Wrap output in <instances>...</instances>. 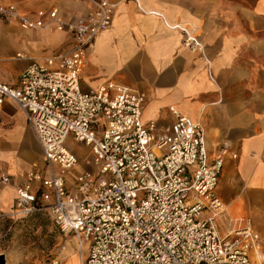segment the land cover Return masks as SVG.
Returning <instances> with one entry per match:
<instances>
[{
  "label": "built area",
  "instance_id": "obj_1",
  "mask_svg": "<svg viewBox=\"0 0 264 264\" xmlns=\"http://www.w3.org/2000/svg\"><path fill=\"white\" fill-rule=\"evenodd\" d=\"M88 1L90 12L74 21L63 20L56 8L44 19L0 4V17L22 30L72 35L61 51L17 53L29 64L16 85L0 78V109L5 99L17 105L42 157V166L15 185L12 209L0 219L46 211L58 230L89 242L81 264H264L251 258L259 234L248 218L223 234L216 222L221 203L215 187L225 157L237 156L229 141L211 159L204 127L175 107L169 108L173 130H160L153 119H142L146 98L129 86L107 80L81 89L89 43L110 25L117 5ZM171 27L183 33L185 47L200 52L211 77L201 40L185 27ZM69 143L83 145L87 154L79 159ZM10 182L0 172V186Z\"/></svg>",
  "mask_w": 264,
  "mask_h": 264
},
{
  "label": "crops",
  "instance_id": "obj_2",
  "mask_svg": "<svg viewBox=\"0 0 264 264\" xmlns=\"http://www.w3.org/2000/svg\"><path fill=\"white\" fill-rule=\"evenodd\" d=\"M113 1L117 5L110 25L87 48L81 89L107 80L129 86L146 98L142 119H153L160 130H173L175 117L169 108L175 107L204 127L211 159L222 141H229L237 156L225 157L215 187L221 203L216 222L223 234L243 226L248 218L259 234L251 258L264 263V0ZM3 3L44 19L56 8L65 21L85 17L92 9L88 0H0ZM173 25L201 40L211 77L200 52L185 47L183 33ZM4 41L16 43L14 53L6 51ZM71 42L66 30H22L15 21L0 17V63L10 70L8 75L0 73L1 80L18 83L29 60L17 58V53L45 55L64 50ZM41 166L40 147L22 111L5 99L0 109V172L11 182L0 186V212L12 209L14 187L27 171ZM33 215L0 219V233L4 224L12 227ZM65 234L67 248L60 256L68 257L59 264H81L76 239ZM81 249L85 258L89 242ZM55 260L59 262V257Z\"/></svg>",
  "mask_w": 264,
  "mask_h": 264
},
{
  "label": "rangeland",
  "instance_id": "obj_3",
  "mask_svg": "<svg viewBox=\"0 0 264 264\" xmlns=\"http://www.w3.org/2000/svg\"><path fill=\"white\" fill-rule=\"evenodd\" d=\"M4 45L9 53H14L17 49V45L13 41H4ZM9 71L7 65L0 63L1 74L8 75ZM69 146L79 159L87 154V148L81 144L69 143ZM9 226L10 224H4L1 228L6 230ZM66 237L68 236L52 223L47 212L42 211L35 213L26 221L15 223L11 227V231L0 241V253L5 254L8 264H49L57 256L59 257V264L68 257L67 255L60 256V251L67 248ZM76 247L75 250H77ZM81 252L83 253L82 249L79 250L82 260L84 256ZM255 261L257 262V259Z\"/></svg>",
  "mask_w": 264,
  "mask_h": 264
},
{
  "label": "water",
  "instance_id": "obj_4",
  "mask_svg": "<svg viewBox=\"0 0 264 264\" xmlns=\"http://www.w3.org/2000/svg\"><path fill=\"white\" fill-rule=\"evenodd\" d=\"M0 264H8L5 254L0 253Z\"/></svg>",
  "mask_w": 264,
  "mask_h": 264
},
{
  "label": "bare ground",
  "instance_id": "obj_5",
  "mask_svg": "<svg viewBox=\"0 0 264 264\" xmlns=\"http://www.w3.org/2000/svg\"><path fill=\"white\" fill-rule=\"evenodd\" d=\"M76 243H77V241H76ZM83 244H84V243H82V244L77 243L79 249H81V247H82Z\"/></svg>",
  "mask_w": 264,
  "mask_h": 264
}]
</instances>
